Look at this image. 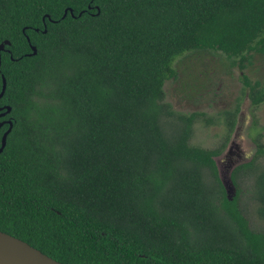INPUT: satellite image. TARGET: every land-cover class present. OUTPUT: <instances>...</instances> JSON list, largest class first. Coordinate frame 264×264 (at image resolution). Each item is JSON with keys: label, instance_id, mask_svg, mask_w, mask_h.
<instances>
[{"label": "trees", "instance_id": "obj_1", "mask_svg": "<svg viewBox=\"0 0 264 264\" xmlns=\"http://www.w3.org/2000/svg\"><path fill=\"white\" fill-rule=\"evenodd\" d=\"M6 40L1 231L63 264H264V229L240 206L252 175L264 218V143L233 170L232 198L215 159L264 80L244 74L215 148L191 143L205 113L174 110L164 88L188 52L241 69L264 54V0H0Z\"/></svg>", "mask_w": 264, "mask_h": 264}, {"label": "rangeland", "instance_id": "obj_2", "mask_svg": "<svg viewBox=\"0 0 264 264\" xmlns=\"http://www.w3.org/2000/svg\"><path fill=\"white\" fill-rule=\"evenodd\" d=\"M252 55V63L246 69L232 66V59L220 50H195L176 60L178 75L168 79L164 86L166 102L181 113H205L195 124L192 144L215 148L223 142L226 132L223 111L233 107L243 95L244 74L252 80H264V54L253 52ZM208 118L212 119L210 124L206 122ZM237 119L223 152L215 158L229 197H234L238 190L232 180L233 170L255 156L259 138L264 143V103L253 107L245 95ZM260 163L264 165V157ZM254 184L252 175L241 180L240 206L250 225L263 230L264 218L257 212Z\"/></svg>", "mask_w": 264, "mask_h": 264}, {"label": "water", "instance_id": "obj_3", "mask_svg": "<svg viewBox=\"0 0 264 264\" xmlns=\"http://www.w3.org/2000/svg\"><path fill=\"white\" fill-rule=\"evenodd\" d=\"M66 11L65 14H67ZM73 13V12H72ZM45 32L47 29L44 30ZM29 42L31 43L32 53L33 55L37 54V47L34 46L31 42L30 37H27ZM6 44H11L9 40L0 44V68H1V52L5 49ZM7 88V80L5 76H3V88L0 93V98L4 96ZM2 111L0 116H5L11 112V106H3L0 107ZM9 124V128L4 132L2 136V144L0 146V152H2L7 144V137L13 128L12 120H5L0 123V128L5 124ZM232 198V197H230ZM0 264H63L62 262L54 259L53 257L45 254L41 250L32 246L28 242L11 235L7 232L0 230Z\"/></svg>", "mask_w": 264, "mask_h": 264}]
</instances>
